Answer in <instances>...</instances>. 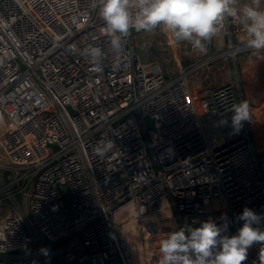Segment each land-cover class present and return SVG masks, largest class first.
Listing matches in <instances>:
<instances>
[{
  "label": "built area",
  "instance_id": "1",
  "mask_svg": "<svg viewBox=\"0 0 264 264\" xmlns=\"http://www.w3.org/2000/svg\"><path fill=\"white\" fill-rule=\"evenodd\" d=\"M95 3L0 0V264H137L121 230L134 219L151 238L164 220L179 230L226 215L231 237L245 207L264 216V158L248 121L231 127L239 81L199 98L190 84L247 48L234 41L247 39L241 24L229 18L204 53L185 42L198 61L174 73L143 58L135 30L113 54ZM93 46L105 50L102 72L82 54ZM142 254L159 264L154 249ZM243 264H264L260 243Z\"/></svg>",
  "mask_w": 264,
  "mask_h": 264
},
{
  "label": "clouds",
  "instance_id": "2",
  "mask_svg": "<svg viewBox=\"0 0 264 264\" xmlns=\"http://www.w3.org/2000/svg\"><path fill=\"white\" fill-rule=\"evenodd\" d=\"M264 0H250L240 5V0H96L93 5L103 21V32L113 54L119 56L125 48L126 38L132 30L153 32L160 29L172 42H187L193 50L206 52L207 44L219 36L229 18L237 20L245 34V46L253 51H264ZM96 72L103 71L105 50L89 47L83 50ZM230 111L231 127L238 133L244 121L251 120L247 101L234 104ZM226 125L227 119H221ZM114 146L112 141L102 142L96 148L98 155ZM219 225L212 219L199 227L185 224L171 231L160 241L159 264H243L248 250L260 243L264 250V230L259 225L264 216L245 207L238 217L243 226L237 234L222 235L228 229L227 217ZM47 255L46 250H41Z\"/></svg>",
  "mask_w": 264,
  "mask_h": 264
},
{
  "label": "rangeland",
  "instance_id": "3",
  "mask_svg": "<svg viewBox=\"0 0 264 264\" xmlns=\"http://www.w3.org/2000/svg\"><path fill=\"white\" fill-rule=\"evenodd\" d=\"M154 32L155 31L137 33V39L135 41V45L137 46V49L138 51H140L143 58L158 60L162 64H167V65L170 64L173 67L172 70L174 72H176L179 68H182V66L184 68L191 67L189 66L190 60L187 63L188 65L187 66L185 62H182V60L179 59L174 48L172 49L171 44L164 46V43L167 42V38H165L167 37V35L165 33L161 32L158 35V32L160 31H157L156 32L157 34H155ZM224 48H227V45ZM213 51L218 52L219 51L218 46H216V48H214ZM185 53L189 54V52H185ZM187 57L188 59H192L195 56L189 54L187 55ZM237 57H238L237 59L235 58L233 59L232 56L219 57L213 62H211L209 66L205 65L202 68L203 69L202 71L200 69L196 70V72L190 75L192 79L195 77L196 74H198L197 79L193 83V85L198 90L202 88L201 92L203 94H206L212 88L219 86L223 83H226L230 81V79H234L233 76H235L237 77L240 86H242V89H244L245 93L247 92V90H250L253 87H258V89L260 90L258 96L264 97L262 96L264 94V79L256 81L257 80V75L255 74L256 66L254 64L255 61H253L255 55H253L252 52H243L242 54L238 53ZM196 59H198V57H196ZM199 83L201 85H199ZM6 125H7V119L4 113L2 112V110L0 109V136L4 133ZM252 136H254L253 132H252ZM263 147L264 146L261 145L259 147L260 148L259 151H264L262 150L264 149ZM259 155L261 158H264V152L263 153L260 152ZM162 222L163 223L170 222V220H164ZM121 230L123 232L124 227H121ZM174 230H177V225L175 226ZM169 232H171V230H168L165 234L159 231L158 235L150 236L152 238L150 239L149 236L147 235L148 234L147 230L145 228L141 229L140 241L143 244L144 248L149 246V244H151L152 249H154L156 253V255L154 256V261L160 259L159 244L160 241L164 239L166 234ZM125 241L126 240H124V242ZM145 252L146 251H143V253Z\"/></svg>",
  "mask_w": 264,
  "mask_h": 264
},
{
  "label": "crops",
  "instance_id": "4",
  "mask_svg": "<svg viewBox=\"0 0 264 264\" xmlns=\"http://www.w3.org/2000/svg\"><path fill=\"white\" fill-rule=\"evenodd\" d=\"M249 2H250V0H241V4L240 5L242 6L244 3H249ZM261 6L264 7V2H262V5ZM157 31H160V32H158V35L162 32L160 29H157V30H155L154 33L157 34L156 33ZM141 32H143V31H141ZM165 38H167V42L164 43V46H167V45H170L171 44L172 45V49L174 48L175 52L178 55V52H177V46H178V44L173 43L172 42V39H171V37L169 35H167V37H165ZM234 41L238 45L239 44H244L245 43V37H244V35H240L239 37L234 38ZM184 44H185V42H183V44H182L183 56L181 58H179V59H181L182 62H184V61L186 62V61H189L190 60V65L189 66H192L195 62L198 61V59H196V57H194L192 59H188L187 55H189L190 53L189 54H186L185 53V52H188V50L186 49V47L184 46ZM243 52H252V54L255 55V58L253 59V61H255L254 64L256 66V70H255L256 71L255 74L257 75V80L256 81L263 80L264 79V51L256 52V51L250 50L248 48H243L242 51H240L239 53L242 54ZM191 55H193V54H191ZM144 59H146V58H144ZM220 65H221V63H220ZM179 69L176 72H174V73H177L179 71ZM200 70L202 71L203 69H200ZM197 76H198V74H196L195 77L192 78V79L190 77V84H191V88H192V91H193L194 96L196 98H199V97H201L203 95V93L201 92L202 91V88H200L198 90L193 85V83L197 79ZM233 78L234 79H230V81H236V80H238L237 77H235V76H233ZM199 85H201V84L199 83ZM240 90L243 92V95H244L242 100L247 101L249 103V105H250L251 120L248 121V123L250 124V127H251V134H252V132L254 133V136H252V138H253V140L255 142L257 152H258V154L260 152L263 153L264 151H259V149H260L259 147L261 145L264 146V97L258 96V94L260 92V90L258 89V87H253L252 89L247 90L246 93H245L244 89H242V86H240ZM260 95H261V93H260ZM262 96H264V94ZM252 102H253L254 105L252 104ZM262 150H264V149H262Z\"/></svg>",
  "mask_w": 264,
  "mask_h": 264
},
{
  "label": "bare ground",
  "instance_id": "5",
  "mask_svg": "<svg viewBox=\"0 0 264 264\" xmlns=\"http://www.w3.org/2000/svg\"><path fill=\"white\" fill-rule=\"evenodd\" d=\"M235 50L236 48H231L229 52H232L233 54ZM123 212L124 210L121 211V213ZM141 226V223H139L137 219H134L126 223L123 230L126 240V242L123 243V246L125 247L127 253L131 252L134 254L137 264L143 263V251L151 253V251L153 250L151 244H149V246L145 248L143 247V244L140 241ZM175 226L176 224L174 221L164 223L162 222L159 224L158 230L165 234L168 230L175 231Z\"/></svg>",
  "mask_w": 264,
  "mask_h": 264
},
{
  "label": "water",
  "instance_id": "6",
  "mask_svg": "<svg viewBox=\"0 0 264 264\" xmlns=\"http://www.w3.org/2000/svg\"><path fill=\"white\" fill-rule=\"evenodd\" d=\"M177 52H178V57L181 58V57L183 56V50H182V45H181V44H178V46H177ZM146 122H147L148 124H151V126H153V124H154V119L151 118V117H148V118L146 119ZM63 190L66 191L67 188L64 186V187H63Z\"/></svg>",
  "mask_w": 264,
  "mask_h": 264
},
{
  "label": "trees",
  "instance_id": "7",
  "mask_svg": "<svg viewBox=\"0 0 264 264\" xmlns=\"http://www.w3.org/2000/svg\"><path fill=\"white\" fill-rule=\"evenodd\" d=\"M184 62H185V61H184ZM188 62H189V61H186L185 64L187 65Z\"/></svg>",
  "mask_w": 264,
  "mask_h": 264
}]
</instances>
